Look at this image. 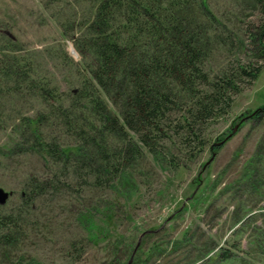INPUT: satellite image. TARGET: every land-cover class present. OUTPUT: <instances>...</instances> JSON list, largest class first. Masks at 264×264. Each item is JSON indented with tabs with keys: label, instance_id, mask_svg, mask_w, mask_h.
<instances>
[{
	"label": "rangeland",
	"instance_id": "1",
	"mask_svg": "<svg viewBox=\"0 0 264 264\" xmlns=\"http://www.w3.org/2000/svg\"><path fill=\"white\" fill-rule=\"evenodd\" d=\"M198 1L205 2L212 18L199 16ZM98 4L99 0H0L3 66L17 57L20 66L26 61L36 78L51 82L49 87L60 89L71 105L68 98L84 80V57L75 38L86 32L85 24ZM263 4L264 0L191 3L187 15L204 26L201 67L209 82L220 83L227 73L235 76L231 107L216 118L197 121V141H205L203 148L197 141L185 143L188 133L172 127L158 143L159 157L144 149L129 165L130 181L113 182L117 189L97 184L93 169L83 168L86 164L76 168L74 161L65 165L34 150L30 135L20 133L26 119L47 112V104L29 89V81L19 89L16 78L0 79V187L12 192L0 205V222L13 217V224L2 232L15 239L13 244H0V264H128L138 259V264H264V117L251 118L264 106V37L260 44L252 38L264 30ZM8 38L17 41V51L8 48ZM157 48L143 47L147 57L158 55ZM242 65L260 67L258 77L241 75ZM167 82L181 103L195 96L173 79ZM195 82L200 92L214 88L198 78ZM103 101L120 116L113 100ZM187 108L172 112L174 124L184 122ZM75 112L82 113L81 119L86 115L82 133H89L87 124L99 126L76 104ZM67 120L74 123L73 116ZM63 123L57 116L42 118L44 137L68 147L82 144L79 131L67 130ZM111 138L112 146L119 148ZM212 145L220 148L214 152ZM59 166L58 173L67 171L50 178L54 181L49 188L26 203L23 195L30 181ZM154 246L155 253L146 258Z\"/></svg>",
	"mask_w": 264,
	"mask_h": 264
},
{
	"label": "trees",
	"instance_id": "2",
	"mask_svg": "<svg viewBox=\"0 0 264 264\" xmlns=\"http://www.w3.org/2000/svg\"><path fill=\"white\" fill-rule=\"evenodd\" d=\"M193 1L99 0L93 19L85 24L86 32L75 38L76 48L84 57L80 61L84 80L78 90H73V97L68 98L71 105L60 95L63 93L60 89L49 87L51 82L36 78L26 61V66H20L17 57V60H10L3 66L6 60L0 58V79L16 78L19 89L24 80L29 81V89L36 90L47 104L45 114L26 119V129L20 135L24 134L25 137L28 133L29 140L35 146L33 149L50 160L65 165L74 161L76 168L86 164L83 168L93 169L97 184H106L115 189L117 186L113 184L114 181H119V184L130 181L127 172L129 165L135 159H140L144 149L155 158L159 157L158 143L172 127L188 133L183 138L185 143L197 141V121H207L226 112L233 101L230 90H237V87L235 76L228 73L221 78L222 82L213 85L201 67L204 26L199 19L187 15ZM196 6L199 8V16L213 17L204 1H198ZM263 37L264 30L252 38L260 44ZM7 42L10 44L8 48L17 51L16 40L8 38ZM151 44L158 45L155 49L158 55L154 53L147 57L143 47ZM260 69L242 65L239 72L256 79ZM197 78L205 86L214 87L212 91L196 90ZM168 79L182 85V89L195 93L194 100L181 103L174 95V89L168 86ZM103 97L113 100L120 107V116L110 112L112 107L109 109L105 105ZM75 104L86 114L95 117L99 125L97 128L87 124L88 130L94 131L93 134L86 130L82 133L86 115L81 119V112L73 113ZM186 108L188 117L185 116L184 122L174 124L171 120L172 112ZM251 115L252 119H262L264 106ZM54 116L64 120L67 130H78L77 135L81 137L82 144L68 147L54 138H45L40 126L41 120ZM72 116L74 123L67 120ZM111 137L120 144L119 148L112 146ZM222 139L223 135L218 140ZM197 143L203 148L205 141L199 139ZM212 147L214 152L220 148L217 145ZM59 169L60 166L56 170L52 168L50 177H34L30 181V190L23 195L25 202L29 203L36 195L44 193L51 181L67 171L58 173ZM1 220L0 244H13L15 239L10 236L12 234L2 232L13 224V217ZM156 249L155 246L151 248L146 258L149 259ZM140 261L138 259L131 264Z\"/></svg>",
	"mask_w": 264,
	"mask_h": 264
},
{
	"label": "water",
	"instance_id": "3",
	"mask_svg": "<svg viewBox=\"0 0 264 264\" xmlns=\"http://www.w3.org/2000/svg\"><path fill=\"white\" fill-rule=\"evenodd\" d=\"M231 136H232V133H230L228 137H231ZM210 163H211V160H209L207 162V164L205 165V167H207ZM11 195H12V192L5 190L3 187H0V205H5L7 203V201L10 199ZM139 245H140V240L138 242L137 247ZM137 247H136V249H137ZM131 261L128 264H130Z\"/></svg>",
	"mask_w": 264,
	"mask_h": 264
}]
</instances>
